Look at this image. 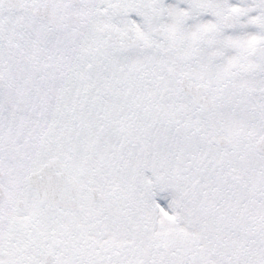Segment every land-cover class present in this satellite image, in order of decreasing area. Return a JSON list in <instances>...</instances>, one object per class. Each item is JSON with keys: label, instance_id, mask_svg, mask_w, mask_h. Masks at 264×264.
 I'll return each mask as SVG.
<instances>
[{"label": "snow or ice", "instance_id": "6c2138e0", "mask_svg": "<svg viewBox=\"0 0 264 264\" xmlns=\"http://www.w3.org/2000/svg\"><path fill=\"white\" fill-rule=\"evenodd\" d=\"M0 264H264V0H0Z\"/></svg>", "mask_w": 264, "mask_h": 264}]
</instances>
